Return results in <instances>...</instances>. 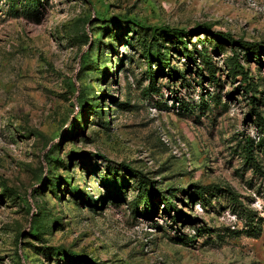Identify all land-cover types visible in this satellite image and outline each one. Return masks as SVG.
Returning <instances> with one entry per match:
<instances>
[{
  "label": "rangeland",
  "instance_id": "374dc122",
  "mask_svg": "<svg viewBox=\"0 0 264 264\" xmlns=\"http://www.w3.org/2000/svg\"><path fill=\"white\" fill-rule=\"evenodd\" d=\"M203 26L264 46V0H0V264H264V125Z\"/></svg>",
  "mask_w": 264,
  "mask_h": 264
},
{
  "label": "trees",
  "instance_id": "16d2710c",
  "mask_svg": "<svg viewBox=\"0 0 264 264\" xmlns=\"http://www.w3.org/2000/svg\"><path fill=\"white\" fill-rule=\"evenodd\" d=\"M31 4L37 5L39 3V0H26ZM201 30L206 31L207 33H209L211 36H213V39L217 40L219 43L216 47H218L217 49L222 47V43H226L228 44L232 50L234 51V55L232 58V64H234L235 66H237L241 72L242 75H244V83H245V92L250 96V102L253 106L252 110H251V114L254 115L257 118V121L259 124L264 125V118L261 115V112L258 110L257 106V94L259 93V84L253 82L251 79H249L248 77V73H246L244 71V67L242 65V62L240 61L241 58V52L244 53V59H256L259 60L261 55L264 53V46H262L261 44H257V43H252V42H247L244 40H240V39H235L232 35L230 34H225L222 32H212L211 28L203 26L201 27ZM179 36L178 39H184L185 35H187V32L184 31H180L178 32ZM156 45L158 47H162V44L160 42L159 39H155ZM186 44V43H185ZM187 51V50H186ZM206 52L208 53V50H206ZM187 58L190 62H193L195 64H197L196 61V57H201L202 54L198 51L196 52H190L187 51L186 52ZM204 58L206 56H203ZM163 59V64L164 65H170L169 62V57L168 55H163L162 56ZM169 76H173V74H169ZM155 78V77H154ZM153 80V77H152ZM250 155L252 156L253 154ZM150 183H144L143 188H145V192L144 194L146 195V191L149 187ZM211 186H208V188ZM212 188H216V187H212ZM197 190L199 192H201L203 189L201 187H197ZM148 196V195H147ZM171 197H167L165 195H162V201L164 203V207L166 208L167 211H171V210H177L175 204L172 202ZM149 211L152 212V209L149 207ZM181 213L178 211V215H180Z\"/></svg>",
  "mask_w": 264,
  "mask_h": 264
}]
</instances>
